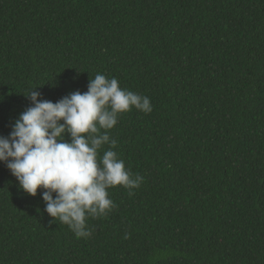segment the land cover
Returning <instances> with one entry per match:
<instances>
[{
    "label": "trees",
    "instance_id": "trees-1",
    "mask_svg": "<svg viewBox=\"0 0 264 264\" xmlns=\"http://www.w3.org/2000/svg\"><path fill=\"white\" fill-rule=\"evenodd\" d=\"M98 73L150 99L107 130L143 182L77 239L0 162V264H264V0H0V136Z\"/></svg>",
    "mask_w": 264,
    "mask_h": 264
},
{
    "label": "clouds",
    "instance_id": "clouds-1",
    "mask_svg": "<svg viewBox=\"0 0 264 264\" xmlns=\"http://www.w3.org/2000/svg\"><path fill=\"white\" fill-rule=\"evenodd\" d=\"M36 88L25 95L32 106L19 115L7 137L0 136V162L25 193L34 197L44 190V211L54 221L67 225L77 239L88 238L87 218L104 216L116 206L108 189L123 186L133 195L143 182L113 150L117 141L107 130L133 108L150 113V99L99 73L90 78L86 92L55 103L42 99Z\"/></svg>",
    "mask_w": 264,
    "mask_h": 264
}]
</instances>
